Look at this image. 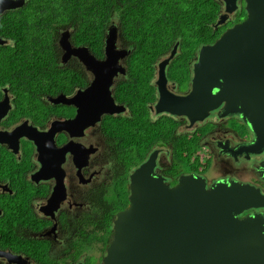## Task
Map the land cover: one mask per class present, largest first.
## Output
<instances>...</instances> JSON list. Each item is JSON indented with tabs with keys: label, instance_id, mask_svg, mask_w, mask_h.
I'll list each match as a JSON object with an SVG mask.
<instances>
[{
	"label": "flooded vegetation",
	"instance_id": "af4514ba",
	"mask_svg": "<svg viewBox=\"0 0 264 264\" xmlns=\"http://www.w3.org/2000/svg\"><path fill=\"white\" fill-rule=\"evenodd\" d=\"M23 7L7 11L0 18ZM244 9V0H240L239 11L229 20L232 25L245 19L246 12L236 21L237 14ZM24 18L21 14L9 15L0 23V264H102V252L98 248L89 251L90 219L97 217L114 182L127 178L128 187L131 174L154 151L159 152L156 173L169 185H175L171 177L175 173L174 149L172 145L155 147L127 175L125 165L117 161L114 139L103 129L106 117L128 115L126 105L115 99L117 105L125 108L124 112L101 115L95 125L85 127L87 121H75L77 105L52 100L61 95L66 97L64 100L74 99L79 90L91 85L92 74L82 63L72 58L63 65L59 48V67L83 73L84 85L76 86L69 94L55 95L41 94L39 81L26 77L23 63L5 62L6 55L36 50H31V41L25 38L24 24L15 23ZM112 24L119 31L118 22L113 20ZM118 33L120 49L131 52ZM124 65L126 74L115 79L113 96L116 85L126 80L127 65ZM189 87L190 83L183 89L169 81V89L177 95H184ZM156 94L158 97L157 90ZM155 103L150 105V114L162 116L152 109ZM79 105L86 108L83 103ZM175 118L179 124L178 136H189L209 152L206 158L211 156V166L206 172L180 173L177 182L181 176L193 174L204 178L207 188L227 181L252 186L264 194V176L260 170L264 151L252 153L244 149L252 144L254 135L243 119L237 115L220 118L218 112H212L204 122L190 128L185 117ZM214 163L218 164L220 173L211 172ZM254 213H264V209H252L240 218ZM44 250L49 261L41 256Z\"/></svg>",
	"mask_w": 264,
	"mask_h": 264
},
{
	"label": "water",
	"instance_id": "95a60500",
	"mask_svg": "<svg viewBox=\"0 0 264 264\" xmlns=\"http://www.w3.org/2000/svg\"><path fill=\"white\" fill-rule=\"evenodd\" d=\"M239 1L222 0L224 12L215 29L239 11ZM25 3L0 0V16ZM244 3L245 19L200 49L184 95L169 89L167 75L179 44L158 63V97L152 109L156 115L185 117L190 128L212 112H218L220 118L237 115L254 135L252 144L244 149L259 153L264 151V0ZM118 32L113 24L107 29L101 59L88 47L75 46L70 30L59 36L61 63L76 58L92 74V82L74 99L64 100L61 95L52 100L77 105L75 121H87L85 127L95 125L101 115L125 110L113 96L114 81L126 74L124 63L130 54L129 49L118 46ZM158 153L152 152L131 174L129 205L115 216L102 264H264V213L240 218L252 209H264V194L252 186L227 181L207 188L205 179L193 174L181 176L171 186L156 173ZM260 168L264 176V162Z\"/></svg>",
	"mask_w": 264,
	"mask_h": 264
},
{
	"label": "trees",
	"instance_id": "16d2710c",
	"mask_svg": "<svg viewBox=\"0 0 264 264\" xmlns=\"http://www.w3.org/2000/svg\"><path fill=\"white\" fill-rule=\"evenodd\" d=\"M222 10L219 0H26L21 10L8 12L0 18V23L9 15H24V19L15 23L24 24L25 38L31 41V50H36L6 55L5 62L23 63L26 77L39 81L41 94H69L76 86L84 85L83 73L59 67L60 34L70 30L75 46H86L101 59L106 31L116 20L120 38L130 46L131 52L125 60L126 80L116 85L114 97L126 105L128 115L106 117L103 129L114 139L117 161L125 165L127 175L155 147L172 145L175 173L171 177L176 184L180 173L206 172L211 166V156L206 158L209 152L189 136H178L179 124L174 116L150 114V105L157 98L156 64L178 43V52L167 68V75L169 81L181 88L188 87L200 49L212 45L232 25L228 21L215 29ZM245 12H239L236 21ZM127 183V178L116 180L97 217L90 219L89 251L98 248L105 256L115 216L129 205ZM93 241L100 244L91 245ZM41 256L49 261L45 250Z\"/></svg>",
	"mask_w": 264,
	"mask_h": 264
},
{
	"label": "rangeland",
	"instance_id": "374dc122",
	"mask_svg": "<svg viewBox=\"0 0 264 264\" xmlns=\"http://www.w3.org/2000/svg\"><path fill=\"white\" fill-rule=\"evenodd\" d=\"M212 173H220V169L218 168V164L214 163L212 169H211Z\"/></svg>",
	"mask_w": 264,
	"mask_h": 264
},
{
	"label": "bare ground",
	"instance_id": "6f19581e",
	"mask_svg": "<svg viewBox=\"0 0 264 264\" xmlns=\"http://www.w3.org/2000/svg\"><path fill=\"white\" fill-rule=\"evenodd\" d=\"M168 71V70H167ZM168 74V73H167Z\"/></svg>",
	"mask_w": 264,
	"mask_h": 264
}]
</instances>
